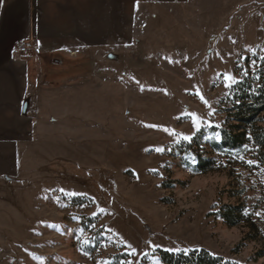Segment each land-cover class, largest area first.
Returning <instances> with one entry per match:
<instances>
[{
	"label": "rangeland",
	"instance_id": "rangeland-1",
	"mask_svg": "<svg viewBox=\"0 0 264 264\" xmlns=\"http://www.w3.org/2000/svg\"><path fill=\"white\" fill-rule=\"evenodd\" d=\"M119 22L110 47L40 61L21 109L33 130L0 175V264H163L159 250L201 248L264 264V167L214 153L209 136L225 74L264 59V0H112ZM200 132L220 165L208 174L178 149ZM237 203L261 229L243 246L248 229L212 214Z\"/></svg>",
	"mask_w": 264,
	"mask_h": 264
},
{
	"label": "crops",
	"instance_id": "crops-1",
	"mask_svg": "<svg viewBox=\"0 0 264 264\" xmlns=\"http://www.w3.org/2000/svg\"><path fill=\"white\" fill-rule=\"evenodd\" d=\"M111 5L112 0H0V175L16 168L19 146L33 130L21 109L40 79V61L119 40L123 28L119 22L113 29ZM28 39L36 41V51L19 55Z\"/></svg>",
	"mask_w": 264,
	"mask_h": 264
},
{
	"label": "trees",
	"instance_id": "trees-1",
	"mask_svg": "<svg viewBox=\"0 0 264 264\" xmlns=\"http://www.w3.org/2000/svg\"><path fill=\"white\" fill-rule=\"evenodd\" d=\"M237 64L239 80L221 101L225 123L222 127L210 128V148L214 153L228 157L229 161L241 160L243 164H248V160H252L264 167V59L257 56L241 57ZM203 136V132H200L191 141H184L178 147L186 161L194 162L192 169L197 174H208L220 167L210 154H205V150L200 152V147L207 145ZM228 171L230 178H235L234 169ZM171 182H165L164 188L181 184L179 181ZM212 214L230 228L243 226L248 229L240 246L257 240L261 234L254 215L240 203L221 205ZM158 253L163 264H241L205 248L180 252L159 250Z\"/></svg>",
	"mask_w": 264,
	"mask_h": 264
},
{
	"label": "snow or ice",
	"instance_id": "snow-or-ice-1",
	"mask_svg": "<svg viewBox=\"0 0 264 264\" xmlns=\"http://www.w3.org/2000/svg\"><path fill=\"white\" fill-rule=\"evenodd\" d=\"M253 65H255V61H253ZM226 83H225V87H228V88H231L233 84L237 83L238 81L232 77L230 74H225V77H224ZM199 94V93H197ZM201 99L203 100L204 98L201 96ZM205 103H207V101H204ZM192 115V118H193V124L195 127H197V130H199V127L197 125V118L195 116V114H191ZM173 135H175V133H171ZM182 138L185 140V141H190L191 140V137L190 136H182ZM217 139H219V133H217ZM157 151H163V149H157ZM249 165H252L254 162L252 161H248ZM169 251H173V250H169ZM175 251H178V250H175ZM186 254V253H185Z\"/></svg>",
	"mask_w": 264,
	"mask_h": 264
},
{
	"label": "built area",
	"instance_id": "built-area-1",
	"mask_svg": "<svg viewBox=\"0 0 264 264\" xmlns=\"http://www.w3.org/2000/svg\"><path fill=\"white\" fill-rule=\"evenodd\" d=\"M33 51H36V41L34 39H28L21 43L18 53L23 56Z\"/></svg>",
	"mask_w": 264,
	"mask_h": 264
}]
</instances>
